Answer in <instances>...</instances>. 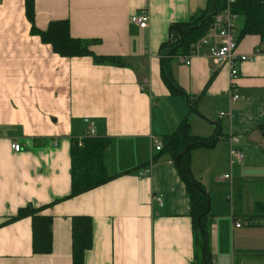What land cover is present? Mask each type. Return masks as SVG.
Wrapping results in <instances>:
<instances>
[{
  "label": "crops",
  "instance_id": "0c3cea01",
  "mask_svg": "<svg viewBox=\"0 0 264 264\" xmlns=\"http://www.w3.org/2000/svg\"><path fill=\"white\" fill-rule=\"evenodd\" d=\"M206 3L35 0L38 29L69 20L72 37L100 40L93 46L96 54L120 56L128 65L114 67L97 65L92 57L59 56L31 33L26 0H0V264H72L75 216L93 222V247L84 264H196L190 201L177 169L160 158L148 176L140 171L157 153L154 142L171 134L190 110L163 82L161 45L171 24L187 22ZM143 11L150 16L146 29L131 22ZM255 50L256 37L239 42L240 53ZM183 59L173 61L175 79L186 94L200 97L199 114L190 116L192 133L219 135L212 148L192 153L193 174L210 193L215 214L209 241L213 264H264V225L248 223L254 213L244 215L240 228L235 215L218 216L205 183L211 168L224 163L218 155L231 152L232 138L239 139L233 145L243 153L256 146L264 150L258 129L264 123V53L241 64L237 79L209 57H193L190 65ZM232 84L235 101L228 94ZM87 118L96 122L98 137L111 140L107 163L115 178L65 199L71 193V144L85 137ZM14 143L23 150L14 151ZM28 205H51L45 211L53 217L48 255L34 253L31 218L5 224Z\"/></svg>",
  "mask_w": 264,
  "mask_h": 264
},
{
  "label": "trees",
  "instance_id": "16d2710c",
  "mask_svg": "<svg viewBox=\"0 0 264 264\" xmlns=\"http://www.w3.org/2000/svg\"><path fill=\"white\" fill-rule=\"evenodd\" d=\"M227 5V0H207L205 8L187 22L171 24L168 39L161 45L162 79L172 95L183 96L189 104V114L175 130L161 139L162 149L152 159L154 166L160 158H166L175 166L181 181L185 184L191 207L193 234L196 248V262L213 264L210 249L211 196L202 182L192 171V153L203 148H212L219 137H199L192 133L190 116L199 114V96H189L178 85L173 74V61L178 57L186 58L212 28L215 17ZM27 17L32 23L31 33L41 38L44 44L51 45L53 51L64 58L92 57L95 64L103 66L127 67L120 56L98 55L93 46L100 40H84L72 37L70 21H52L47 29L35 26V0H26ZM233 12L240 18L242 25L238 32V42L249 38L258 39V48L264 53V0H237ZM194 33V34H193ZM188 49H187V48ZM168 67V68H167ZM169 76V77H168ZM213 79V78H212ZM258 129L264 135V123ZM111 140L107 137H88L74 140L71 144V193L65 199H72L93 191L109 183L115 177L108 169ZM151 163L144 166V169ZM140 169V168H137ZM142 171V170H141ZM120 173L116 177L125 175ZM63 201V200H62ZM53 205V204H52ZM51 205L21 208L16 216L8 218L5 224L31 218L33 227V249L36 255H48L53 249V217L45 211ZM264 220V202H257L255 213L247 218L248 223L261 224ZM72 264H84L85 254L93 247V222L90 216H75L72 219Z\"/></svg>",
  "mask_w": 264,
  "mask_h": 264
},
{
  "label": "built area",
  "instance_id": "2783aa9c",
  "mask_svg": "<svg viewBox=\"0 0 264 264\" xmlns=\"http://www.w3.org/2000/svg\"><path fill=\"white\" fill-rule=\"evenodd\" d=\"M237 0H227L226 8L217 14L215 17L214 24L211 30L198 42L194 45L193 52L187 56L185 59L186 65L191 64V59L197 56H206L213 60L215 66L219 68H227L231 74L232 79H237L239 76L240 65L252 61L255 56L260 53L259 50L251 55L242 54L238 51V32L239 26L238 22L240 18L237 14L233 12V4ZM131 22L141 29H146L149 27L150 16L148 12L143 11L137 13L131 17ZM183 59V61H184ZM149 85V80L146 79L142 82L143 91H147ZM235 86L231 85L230 91L228 94L231 96L232 100H238L239 96L234 94ZM225 114H222L224 116ZM85 125L87 126L86 136L88 137H97V124L92 119H85ZM2 127L0 125V131ZM232 143L230 161L231 165L241 164L245 160V155L243 151L239 148H235L233 144H238L239 139L232 138L230 140ZM155 152H159L162 149V142H154ZM13 150L16 152H21L23 147L19 143H14L12 146ZM153 169L152 163L140 171L141 176H148ZM221 180H229V176H223ZM160 206H163V200L161 197L156 199ZM238 228L241 227V224L237 223Z\"/></svg>",
  "mask_w": 264,
  "mask_h": 264
},
{
  "label": "rangeland",
  "instance_id": "374dc122",
  "mask_svg": "<svg viewBox=\"0 0 264 264\" xmlns=\"http://www.w3.org/2000/svg\"><path fill=\"white\" fill-rule=\"evenodd\" d=\"M241 25L242 22L239 21L238 26ZM221 155L224 163L211 168L205 177V183L212 194L213 211L222 213L218 216L231 218L235 215L242 225L244 215L255 213L256 203L264 202V150L261 146L245 150L244 163L234 166L231 165L230 152L225 155L222 151L218 156ZM226 175L229 180L221 182V178ZM212 215L215 216L213 213ZM199 263L198 260L196 264Z\"/></svg>",
  "mask_w": 264,
  "mask_h": 264
},
{
  "label": "bare ground",
  "instance_id": "6f19581e",
  "mask_svg": "<svg viewBox=\"0 0 264 264\" xmlns=\"http://www.w3.org/2000/svg\"><path fill=\"white\" fill-rule=\"evenodd\" d=\"M194 34V33H193ZM187 48V47H186ZM188 49V48H187ZM168 68V67H167ZM169 77V76H168Z\"/></svg>",
  "mask_w": 264,
  "mask_h": 264
}]
</instances>
